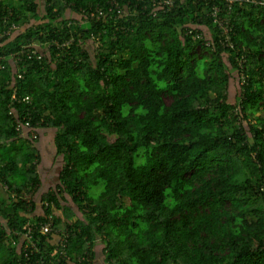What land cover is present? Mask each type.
<instances>
[{"label":"trees","instance_id":"16d2710c","mask_svg":"<svg viewBox=\"0 0 264 264\" xmlns=\"http://www.w3.org/2000/svg\"><path fill=\"white\" fill-rule=\"evenodd\" d=\"M117 1L0 0L21 26L0 43V264H92L98 239L107 264H264V0ZM39 129L60 172L38 215Z\"/></svg>","mask_w":264,"mask_h":264},{"label":"built area","instance_id":"2783aa9c","mask_svg":"<svg viewBox=\"0 0 264 264\" xmlns=\"http://www.w3.org/2000/svg\"><path fill=\"white\" fill-rule=\"evenodd\" d=\"M227 1H233V0H227ZM112 2H113L112 7L110 9H108L109 15H113L114 13L122 14L127 9L124 5H122L117 0H112ZM259 3H263V1H259ZM154 4L155 5H157V4L158 5H171L172 1L171 0H165V1L164 0H159V1L157 0V1H155ZM219 7H216L214 10V13H213L214 22L217 23L220 26V28L221 27L223 28V32H221V35L225 36V41L222 42L223 45L226 47H233L234 45L231 42V37L228 34L229 28L226 26V24L224 25V23L221 20L220 15H219V13H220ZM12 13H13L12 10H9V12L7 14H2V15L0 14V43L3 42L7 37H11V36L15 35L21 29V26L17 22H14L10 18ZM100 14H102V13L100 12ZM90 15H91V18L94 17V13H91ZM40 47H41V45L37 44L36 49L24 48V49L10 53L7 56V58L15 66L16 65L21 66L24 62L25 56H27V55L28 56H36L38 59L43 58L44 55H43ZM245 61H246L245 56H242L239 59L240 65L242 66L243 63H245ZM3 67L4 66L2 64H0V68H3ZM19 77H22L21 73L19 74ZM243 79H244V77H243ZM14 97H15V95H14ZM21 100H23L27 103H30L31 98H30V96L26 95V96L22 97ZM23 124L24 123H18L17 130H22V128L24 126ZM26 127H31L30 122H26ZM39 225H40V230L42 233L46 234V233L52 231L50 223H44V224H39ZM33 228H34V224H32L31 222H27V224L24 225V227H23V231L17 233V234H20V237H22L25 241H27L25 251H28L29 247H30V249L35 248V244L32 241V239L34 237ZM66 240H67L66 236L61 238L62 245L65 244ZM26 253H28V252H26Z\"/></svg>","mask_w":264,"mask_h":264},{"label":"rangeland","instance_id":"374dc122","mask_svg":"<svg viewBox=\"0 0 264 264\" xmlns=\"http://www.w3.org/2000/svg\"><path fill=\"white\" fill-rule=\"evenodd\" d=\"M231 42L233 43V40L231 38ZM234 45V43H233ZM242 80V79H241ZM241 80L238 82L235 78H232L231 80V87H230V93L232 96V99L234 100V97L236 98H240L241 96ZM52 134H55V130L52 129L51 130ZM52 141V137H50V139ZM53 156L55 157L56 152H55V146L53 145ZM43 162L40 163V173L43 176L44 179V183H42L40 190L38 191V193L36 194L37 197H35V199L37 200V209L34 212L35 214H40L42 211V207H43V200H42V194L48 190L49 188L53 187L56 185V181L58 182V176H59V166H60V161H51L48 162L47 164H42ZM1 194V193H0ZM65 194V193H64ZM66 200L62 199V202L67 201L68 204L72 205L74 207L75 210H77V214L79 216H83L82 212L79 209V206L73 201L72 197L66 194ZM33 213V214H34ZM34 215H30V217H33ZM100 245H101V250H100ZM103 246L104 243L102 240L98 239V244H96V246H94L95 252L97 253L95 255V260H93L92 264H107L104 262V257H103ZM88 259V258H87Z\"/></svg>","mask_w":264,"mask_h":264},{"label":"crops","instance_id":"0c3cea01","mask_svg":"<svg viewBox=\"0 0 264 264\" xmlns=\"http://www.w3.org/2000/svg\"><path fill=\"white\" fill-rule=\"evenodd\" d=\"M69 14H73V13L70 12ZM38 133L40 135L38 136L39 139H38L36 145L41 152V156H42L41 162H43L42 164H47L48 162L55 160L54 157L52 156L53 138H52V141L49 140L53 134H52L51 130H46V129H39ZM41 178H42V183H44L43 182L44 179H43L42 175H41ZM4 191H5V187L0 184V193H1L0 195L1 196H3ZM41 214H42V212H41ZM96 243L98 244V241ZM100 250H101V245H100Z\"/></svg>","mask_w":264,"mask_h":264},{"label":"clouds","instance_id":"9594fccd","mask_svg":"<svg viewBox=\"0 0 264 264\" xmlns=\"http://www.w3.org/2000/svg\"><path fill=\"white\" fill-rule=\"evenodd\" d=\"M258 4H264V3H258ZM5 187V190L6 189H8V186L7 185H5L4 186ZM13 196H15V195H13ZM44 204V203H43ZM42 210H43V207L41 208ZM42 212V211H41ZM41 214V213H40ZM59 231L60 230H57L55 233H57L58 234V237H56V238H54V240L53 241H51L52 243H57L62 237H64L65 235L63 234V235H59ZM15 235L16 236H19V234H17V232L15 233ZM6 243H7V245L8 246H16V248H17V251L19 252V253H22L23 252V250L21 249V248H23V244L25 243V245H24V250H25V248H26V244H27V241H25L22 237H20V241H19V243H17L15 240H14V238H7V240H6ZM62 244V243H61ZM29 250H31L30 249V247H29ZM28 254V253H27ZM76 264H79V263H76Z\"/></svg>","mask_w":264,"mask_h":264}]
</instances>
